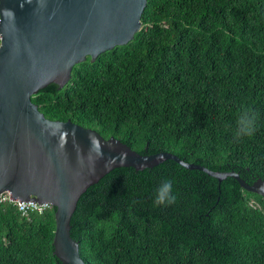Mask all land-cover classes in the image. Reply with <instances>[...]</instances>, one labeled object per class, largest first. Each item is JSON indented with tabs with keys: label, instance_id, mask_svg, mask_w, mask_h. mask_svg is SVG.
Listing matches in <instances>:
<instances>
[{
	"label": "trees",
	"instance_id": "16d2710c",
	"mask_svg": "<svg viewBox=\"0 0 264 264\" xmlns=\"http://www.w3.org/2000/svg\"><path fill=\"white\" fill-rule=\"evenodd\" d=\"M141 28L39 96L46 119L264 181V0H147ZM242 108L256 131L234 138ZM173 181L176 203L154 206ZM55 209L0 203V264H62ZM73 235L90 264H264V198L171 160L105 176L76 207Z\"/></svg>",
	"mask_w": 264,
	"mask_h": 264
},
{
	"label": "water",
	"instance_id": "95a60500",
	"mask_svg": "<svg viewBox=\"0 0 264 264\" xmlns=\"http://www.w3.org/2000/svg\"><path fill=\"white\" fill-rule=\"evenodd\" d=\"M147 0H0V194L55 209L53 255L90 264L73 235L77 204L105 177L171 160L218 183L231 177L264 198V181L212 171L169 152L142 154L114 137L46 119L39 96L62 88L82 63L129 43Z\"/></svg>",
	"mask_w": 264,
	"mask_h": 264
},
{
	"label": "clouds",
	"instance_id": "9594fccd",
	"mask_svg": "<svg viewBox=\"0 0 264 264\" xmlns=\"http://www.w3.org/2000/svg\"><path fill=\"white\" fill-rule=\"evenodd\" d=\"M256 131L255 117L251 110L242 108L238 113L236 120V129L234 138L239 141L244 137H252ZM177 196L174 192L173 181L165 179L155 190L153 204L154 206H171L176 203Z\"/></svg>",
	"mask_w": 264,
	"mask_h": 264
},
{
	"label": "built area",
	"instance_id": "2783aa9c",
	"mask_svg": "<svg viewBox=\"0 0 264 264\" xmlns=\"http://www.w3.org/2000/svg\"><path fill=\"white\" fill-rule=\"evenodd\" d=\"M0 203H9L16 206L17 210L24 216L30 213H43L45 210L52 208L47 203H38L35 201L19 202L11 198L7 192L0 194Z\"/></svg>",
	"mask_w": 264,
	"mask_h": 264
}]
</instances>
